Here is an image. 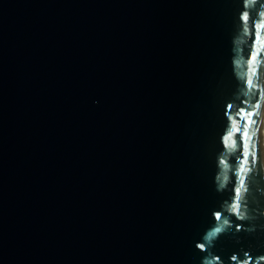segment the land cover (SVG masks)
<instances>
[{"label": "water", "instance_id": "95a60500", "mask_svg": "<svg viewBox=\"0 0 264 264\" xmlns=\"http://www.w3.org/2000/svg\"><path fill=\"white\" fill-rule=\"evenodd\" d=\"M263 102L264 0H0V264H264Z\"/></svg>", "mask_w": 264, "mask_h": 264}, {"label": "bare ground", "instance_id": "6f19581e", "mask_svg": "<svg viewBox=\"0 0 264 264\" xmlns=\"http://www.w3.org/2000/svg\"><path fill=\"white\" fill-rule=\"evenodd\" d=\"M262 148H263V153H264V102H263V126H262Z\"/></svg>", "mask_w": 264, "mask_h": 264}, {"label": "snow or ice", "instance_id": "6c2138e0", "mask_svg": "<svg viewBox=\"0 0 264 264\" xmlns=\"http://www.w3.org/2000/svg\"><path fill=\"white\" fill-rule=\"evenodd\" d=\"M255 59H256V57L253 56V60H255ZM248 84H249V85L252 84V80H251V79H249ZM237 130L239 131V129H237ZM244 135H245V136L247 135V132H246V131L244 132Z\"/></svg>", "mask_w": 264, "mask_h": 264}]
</instances>
